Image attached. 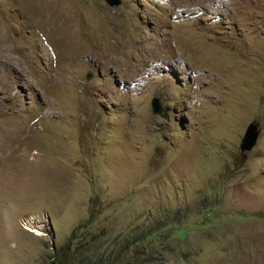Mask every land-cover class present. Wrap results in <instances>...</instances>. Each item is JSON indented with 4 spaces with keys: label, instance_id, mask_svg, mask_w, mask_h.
I'll return each instance as SVG.
<instances>
[{
    "label": "rangeland",
    "instance_id": "1",
    "mask_svg": "<svg viewBox=\"0 0 264 264\" xmlns=\"http://www.w3.org/2000/svg\"><path fill=\"white\" fill-rule=\"evenodd\" d=\"M82 259L264 264V0H0V264Z\"/></svg>",
    "mask_w": 264,
    "mask_h": 264
},
{
    "label": "water",
    "instance_id": "2",
    "mask_svg": "<svg viewBox=\"0 0 264 264\" xmlns=\"http://www.w3.org/2000/svg\"><path fill=\"white\" fill-rule=\"evenodd\" d=\"M106 2L110 5H116L121 2V0H106ZM92 72L87 74V78H92ZM152 111L154 114L162 116L163 118L169 119V115L167 110L164 108L160 98L154 97L151 101ZM260 135V129L257 124L250 123L245 131V134L242 138V142L240 144V148L242 151H250L257 144L258 138Z\"/></svg>",
    "mask_w": 264,
    "mask_h": 264
},
{
    "label": "trees",
    "instance_id": "3",
    "mask_svg": "<svg viewBox=\"0 0 264 264\" xmlns=\"http://www.w3.org/2000/svg\"><path fill=\"white\" fill-rule=\"evenodd\" d=\"M70 241L71 240H69V242L65 245V250H63V252H62V254L64 253V257H67L68 255H69V253H70V246H69V244H70ZM66 255V256H65ZM85 260L84 259H82V260H80V263H78V264H91V263H85L84 262Z\"/></svg>",
    "mask_w": 264,
    "mask_h": 264
},
{
    "label": "bare ground",
    "instance_id": "4",
    "mask_svg": "<svg viewBox=\"0 0 264 264\" xmlns=\"http://www.w3.org/2000/svg\"><path fill=\"white\" fill-rule=\"evenodd\" d=\"M2 36V35H1ZM3 44V43H2ZM6 130V129H5ZM5 133V132H4ZM19 133V132H18ZM12 134V133H11ZM8 137V136H7ZM22 137V136H21ZM26 138V137H25ZM4 140V139H3ZM23 140V139H22ZM15 147V146H14Z\"/></svg>",
    "mask_w": 264,
    "mask_h": 264
}]
</instances>
